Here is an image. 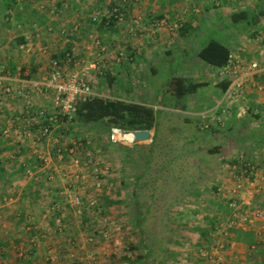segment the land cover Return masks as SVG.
<instances>
[{
    "label": "crops",
    "instance_id": "crops-1",
    "mask_svg": "<svg viewBox=\"0 0 264 264\" xmlns=\"http://www.w3.org/2000/svg\"><path fill=\"white\" fill-rule=\"evenodd\" d=\"M12 1L14 4L12 7H5L0 0V89L9 87L15 93L8 97L2 94V89L0 90V99L4 103V106L0 107V122L7 131L6 134H3L2 129L0 130V167L2 166L4 171L0 182L3 194L0 196L3 199L5 197L11 199L3 201L0 198V233H2L0 264H56L54 262L76 264L74 259L84 264H91L90 261H97L101 257V254H98L100 253L99 249L98 252L87 253L83 249L82 252L79 251L82 254L81 257L71 258V254H68L69 246L72 244H70L72 227L68 226L70 230L67 227L69 222L71 223L72 215V206L69 202L71 194L66 192V188L62 189L55 184L56 176L58 177L56 169L61 168L62 165L55 163L42 168L37 159L39 154L46 152L54 160L57 155L55 151L61 150V148L56 145V150L44 146L38 148L37 142L44 144V140L36 142L32 138L22 135L23 131L34 129L32 125L36 112H50L52 104L50 92L28 91V83L45 76L49 70V61L55 56L62 57L70 49H73L77 63L71 65V70L80 71L94 64V67L89 69L86 79L93 92L100 97L132 101L133 99H121L115 96L116 91L113 85L118 86L124 79L128 77L131 79L132 75L142 76L147 72L148 77L149 74H156L161 64L164 66L163 68L169 67V71H167L169 77L180 76L185 81L204 83L205 85L193 93L181 96H178L170 86L167 87L168 80L165 83L166 86L160 89L162 93H168L166 101L169 106L179 107L180 109H176V111L186 116H198L209 112L215 116L217 111L214 109L220 104L223 108L226 106L230 108L228 109L229 114L222 117L221 126L217 124L218 121L213 122L217 127L226 129L227 134L233 140V131L240 135L244 149L239 152L230 149L229 153L220 157V165L224 167L221 169V173L218 169H210L212 175L218 179L209 188H216V191L214 189L213 195L205 194L203 198L215 199L217 196L219 199L216 200H220L218 203L234 200L239 208L237 213L263 209H251V204L256 198L264 196V190L256 191L255 189L253 192L247 191V189L252 185L258 188H261L260 185L264 187V15L260 16L257 25L249 27L242 25L238 27L230 20L232 12L242 11L247 7L254 8L256 4H259L258 0H126L119 9L121 18L112 21L110 25L104 24V18L110 17L113 5L122 0ZM94 17L95 21L92 19ZM159 21H164V24L159 25ZM174 24H181V27L178 30H170ZM75 25L78 26L77 32L71 31ZM202 30H206L210 35L201 39L203 44H199L200 46L193 49L192 46L197 44V39L201 35L204 36L205 32ZM212 37L221 40L230 49L231 62L226 67L229 68L228 70L209 65L197 56L199 49ZM95 40L100 42V47L106 49V53L102 52L99 46L94 45ZM44 48L47 49L45 52ZM108 51L111 52V59L107 54ZM190 51H192L191 54L188 53ZM117 53L122 54L121 58L119 60L115 58L116 61L112 60L117 56ZM233 64L236 65L235 71H231ZM101 80L107 82L103 83L104 87ZM224 81H230V83L222 93L221 87ZM235 84H240V86ZM111 87L112 96L104 94V92L110 93ZM16 91L25 92L27 97L24 99V97L17 96ZM229 91H231L230 95H227ZM40 95L43 97L42 101L39 100ZM26 99L31 102V106L28 108L25 105ZM147 100V103L135 102L153 106L149 103L152 99L147 96ZM158 100L161 101V97ZM213 115L211 116L213 117ZM23 118L25 119L24 123L21 121ZM185 121H189V119L185 117ZM236 123L239 124V132L232 129ZM209 129H211L209 134L212 135L215 131L212 128ZM152 136L153 130L147 145L151 143ZM26 141L29 145L25 144ZM205 151L215 154L222 152L218 146L205 149ZM236 157H238L237 161ZM232 162H238L240 169L236 170ZM201 167L209 170L206 163L201 162ZM250 167L254 169V174L250 177L253 184L249 183L243 175V171ZM27 168L38 173L39 178L36 183L22 180V174ZM231 169L235 170V173L241 174L244 184L230 183L229 187H234L231 191L235 193V187H237L238 193H231L227 196L224 195L225 187L221 186L220 181L221 176H225L224 171ZM49 173L53 176L51 180L48 178ZM256 176L257 178H255ZM68 179L70 180V178ZM221 187L222 189H220ZM241 190L245 192L243 193L245 195L239 198ZM157 193L156 188L152 192L149 190L148 201L159 202V200L153 201L149 196ZM164 193L168 195L169 190H164ZM198 196H202V193L196 192V198ZM122 197L128 200L125 193H122ZM196 198L191 196L184 200L193 201ZM243 198L246 200H242ZM98 200L100 199L97 197L95 203L91 202V206H95ZM83 201L82 199L81 203ZM4 202L17 204L11 208ZM205 203L208 205L207 200ZM80 209L79 207L78 210ZM60 211L61 214H59ZM81 212L83 213V210ZM46 215L49 223L42 220ZM206 215L204 213L201 215L202 220H198L197 233L199 227H202V225L199 226V222L203 224ZM214 215L217 216V214ZM184 216L188 215L184 214ZM198 216V214H194L193 218H198ZM230 216L222 214L218 216L219 221H226ZM260 223L240 229L254 232L256 246L237 245L235 242L232 244L230 237L226 238L227 243L222 244L223 249L219 250L221 252L217 257L220 264H230L228 261L234 260L232 257L238 259L236 254L238 250L241 252L239 258L244 261L241 262L242 264H264V257L257 255L259 250L264 252V236L260 238L256 236V232H261L260 227L264 229V221ZM61 224L70 241L68 239L53 240L54 232L63 233ZM32 225H38L40 228L42 227V230L45 229L48 241L52 238L55 247L52 248L50 243L41 247L38 240L36 245H30L29 236L34 233L28 231L27 227ZM49 226L53 227L51 233H49ZM203 226L205 227V224ZM215 226L219 230V226ZM99 231L97 230V232ZM22 233L24 235H21ZM38 233L41 232L38 231ZM14 234L22 236V240L17 243L23 242L25 243L23 246H26L27 257L21 263L14 255V249L18 247L9 240L10 238L8 239V236ZM215 235L212 233L211 236L215 238L210 237L213 242L217 237H221V234L220 236ZM205 244L209 245L210 243H201L199 239L192 241V245L195 247L193 255L196 258L204 260L200 253ZM243 252H246V255L242 254ZM50 253H53L54 256H49L50 260L47 263L42 262V259ZM248 253L251 254L248 255ZM31 255L34 256L29 260ZM123 255V253L118 255L112 252L109 255V264H120L122 262L120 258ZM102 257L105 258V256ZM53 258H56L54 262ZM94 263L97 264V262ZM122 263L130 264L131 262ZM238 264L240 263L238 262Z\"/></svg>",
    "mask_w": 264,
    "mask_h": 264
},
{
    "label": "rangeland",
    "instance_id": "rangeland-1",
    "mask_svg": "<svg viewBox=\"0 0 264 264\" xmlns=\"http://www.w3.org/2000/svg\"><path fill=\"white\" fill-rule=\"evenodd\" d=\"M202 31L205 32L203 34L204 36L201 35V37L197 39L198 42L196 45L192 46L193 49L202 45L203 40L201 39L210 35L206 30ZM104 52L106 53V49ZM191 52L192 51L188 53L191 54ZM107 54L111 59V52L109 53L108 51ZM113 58L114 59L112 60L116 61L115 58L117 59V57L115 56ZM163 67L164 66L161 64V66L158 67L156 74H149L148 77L147 72L142 76L132 75V80L128 77L118 86L115 87V85H113V88L116 91L115 96L121 99H133V101L147 103V96L150 97L152 101L149 103L153 105L151 107L155 111V137L153 145H147L150 140L149 138L146 141L135 142L136 144L134 143L123 146L128 148L133 146L131 148L132 151L130 150L131 153L129 154L131 158H134V161H129L130 163L126 164L125 169H123L124 164L121 163V159H123L122 154H120V151H123V148L121 147L122 145L112 144L115 148L111 149L108 145V135L106 132L93 130L86 132L81 128H73L72 130L76 135L82 134V136L86 138V145L88 146L84 148L85 151L80 154L75 149L74 155L70 154V156H65L61 161L55 156L54 160L52 159L49 161L50 165L57 164V162H60L58 164L62 165L61 168L58 167L56 169L58 177L56 176L57 180L55 184L62 189L66 188L67 193L69 192L73 196H79L80 201L83 199V202L87 203L88 207H92L91 202L93 201V203H95L97 197L101 200L103 194H107V192L110 193L113 189L119 187L123 180L124 184H130L128 190L124 192L128 198L127 203L130 205L129 207H132L131 195L133 191L137 193L141 204H143L142 208L144 213H146L138 214V216L135 217L142 218L140 229H138L137 225H134L136 223L135 219H133L134 214H129V208L126 206H123L122 208H108L104 215L86 214L88 219L94 221L95 225H93L96 231L100 230L94 234L93 229L87 230L80 225L82 218L84 217V214L81 212L83 205L82 207L80 206V210L72 206L71 223L69 222L67 227L71 226L72 229L76 230L77 234L70 235L71 241L69 240L67 232L65 233L63 231L61 234L54 232L52 234L53 240L57 239V241H61L68 239L70 244L72 243L71 246H69L68 252V254H71V258L77 256L81 257L82 254L80 252H82L81 250L83 249L86 250V253L98 252L99 249L100 253L98 254H101V257L94 262H97V264H109V255L112 252L120 255L123 253V250L128 249L130 245L139 246V240L144 239L148 242L151 253L148 260L147 257L145 258L146 264L147 262L148 264H209L206 262V259H198L193 255L195 253V247L192 245V241L199 239L196 227L198 226V220H202L201 215L205 213L204 210L201 209V204H205L207 199L197 197V200H185H187V197L191 198V196L196 198V192H202V196H205V194L213 195V189L209 187L214 184L218 178L212 175L210 169H218L220 170L219 173H221V169H224V167L223 165H220V157L229 153L230 149H235L237 152L242 151L241 149H244L242 148L243 142L240 135L235 134V131L232 133V136H234L233 140L232 137H229L227 134L226 129L217 127V125L210 119L205 121L200 115L186 116L185 114L176 111V109H180L179 107L169 106L168 101H166L167 98H164V93L160 90L161 87L166 86L165 83L169 79L167 72L169 71V67ZM101 83L103 86V83L107 82L106 80H101ZM111 89L112 87L109 89L110 93L104 92V94L112 96ZM159 97H161V101L158 100ZM39 100L42 101L43 97H39ZM228 109L230 108L228 107ZM185 117L188 118L189 121H185ZM207 125H209V127L207 129L204 128ZM209 128H212L215 131L212 135L209 134L211 133V129ZM56 129H58L57 125L54 127L53 131L55 132ZM232 129L238 130L239 132V124H234ZM202 135L203 137H201ZM54 136L57 137V142L50 141L43 144L42 142L36 141L38 145L37 147L43 148L44 146L45 148H51L54 146V143L57 147L61 144L63 147L67 146V144H69V146L76 144L74 147H78L79 137L68 139L65 135H62L59 132H55ZM25 144L29 145L27 141ZM56 146L54 148H56ZM216 146H218L223 153L220 152L215 154L205 151V149H211ZM132 152L140 153L134 154ZM41 154L45 155L46 152ZM76 158L79 161L78 165L73 162ZM237 160L238 157H236V161ZM201 162L206 163L209 166V170L202 169ZM146 165L147 173L142 177L140 176V173L143 170V166L145 168ZM234 168H236V170L240 169V164L237 162V164L234 165ZM235 172L236 171L232 169L225 170V176H221L220 183L222 187H225L223 190L224 194L227 196L231 193H238L237 187H235V193L231 191L234 187H229V185H231L230 183L234 182V185L244 184L242 182L243 178L241 177V174ZM75 175L78 176L76 181L73 180L74 178L72 180L68 179ZM138 177H140L138 185L141 187L134 185L135 179ZM22 180L24 181L23 178ZM97 184H99V187ZM260 186L261 188L252 185L251 188L248 187L247 191L255 192V189L256 191L260 189L264 190V187H262V185ZM222 187L220 189H222ZM154 188H156L158 193L149 196L153 201L159 200V202L148 201L147 193L149 190L152 192ZM62 189L61 191H63ZM164 190H169V194L166 195ZM242 190H245V188H242ZM242 190L239 198H242L243 195H245L243 194L245 192ZM0 191V195L3 194V189L0 188ZM0 198L3 197L0 196ZM242 200L245 201L246 199L243 198ZM258 202L264 203V196L259 197ZM17 203L4 202V204L11 208ZM193 203L197 204L199 208L201 207V210L197 213L199 216L195 219L190 216H184V214L188 215L186 212L191 211V208H193L191 204ZM207 207H210V205H207ZM220 215L222 214H217V216ZM29 220L31 221V218ZM42 220L49 223L47 215ZM203 224L202 222H199V226H203ZM51 226H49V233H51V228H53ZM141 229L142 232H140ZM1 234L2 233H0V238ZM21 235L24 234L22 233ZM225 236L226 235L221 234V237H217L215 242L211 241L209 245L212 244L213 246L209 247H212L211 249L218 248L220 244L225 242ZM21 238L22 236L19 237L15 234L13 236H8V239L14 242L18 248L19 245H22L20 247L26 250V246H23L25 243H17L19 240H22ZM52 238L48 241V235L46 234L45 237L40 238L38 242L41 247H45L47 243H50L52 244L51 247L54 248L55 246L53 245ZM199 242H201L200 239ZM138 249L140 250L132 251L130 253V258L134 259L136 255H143L144 252L141 247H138ZM16 250L17 249H14L15 257H17ZM238 251H236L238 259L232 257L235 261H228V263L238 264L239 262L242 264L241 262H244L239 258L241 257V252ZM242 254L246 255V252H243ZM49 256L52 257L54 255L53 253H50L46 258H50ZM102 256H105V258ZM55 260L56 258H53V262ZM90 260L92 259L90 258ZM19 262L21 263L22 261ZM42 262L47 263L45 259H42ZM94 262L90 261L91 264H96ZM54 263L57 264V262ZM120 264L125 263L121 262ZM130 264L140 263L133 261Z\"/></svg>",
    "mask_w": 264,
    "mask_h": 264
},
{
    "label": "trees",
    "instance_id": "trees-1",
    "mask_svg": "<svg viewBox=\"0 0 264 264\" xmlns=\"http://www.w3.org/2000/svg\"><path fill=\"white\" fill-rule=\"evenodd\" d=\"M259 4H256L254 8L247 7L246 9L242 11H235L232 12L230 15V20L231 23L234 25H237L240 27L242 25L243 27H249V26H254L257 25L260 16L264 15V0H258ZM3 4L5 7H12L13 1L12 0H2ZM114 6V5H113ZM120 14V10L118 12ZM115 14L112 12V15L110 17L104 18V24L110 25L112 21L116 20L119 17H114ZM93 19V18H92ZM18 45V43H17ZM197 56L200 60L203 62L212 65L217 68H226L228 63L230 61V49L229 47L224 44L221 40H218L214 37L210 38L198 51ZM56 57V56H55ZM53 57L52 59H54ZM58 58V57H56ZM227 69V68H226ZM229 69V68H228ZM230 81H224L222 82V87H221V92L223 93ZM109 84H111V81H109ZM167 86L171 87L174 89V91L177 93L178 96L188 94V93H193L195 90H197L199 87L202 85H205L204 83H193L191 81H185L183 78L180 76H173L169 77L168 82L166 83ZM168 93H164L163 96L164 98H167ZM46 124L47 122H43ZM55 125L58 126V129L55 130V132H59L62 135H65L68 139L70 138H77L79 137V143L80 146L75 148L77 151L82 154L88 145H86L87 140L85 137L81 135H76L73 132V128H81L83 131L89 132V131H98V132H106L107 134L109 133L110 129L112 127L119 128L125 132H133V131H140V130H147L151 131L154 130L155 128V111L151 106H147L146 104H141L137 103L135 101H129V100H117V99H108L104 97H91L87 98L83 101H79L76 106H75V111L72 115V118L70 122H67L65 124L64 118H59ZM55 132L53 131V135H55ZM153 137L150 145L152 146L154 143V137H155V130L153 131ZM136 144V143H135ZM109 147L111 149L115 148L113 147L109 141H108ZM68 147L69 144H67ZM67 146H64L61 144L60 147L61 151L63 154L66 155V152L64 149L68 148ZM123 151H120V154H122L123 159H121V163L124 164L123 169H125V166L127 163L133 162L134 158L130 157L131 153V148L128 147H123ZM64 148V149H63ZM216 150L218 148H215ZM131 150V151H130ZM134 153V152H132ZM135 153H140V152H135ZM134 153V154H135ZM130 161V162H129ZM237 162H232V165H236ZM142 166V165H141ZM247 173L250 170H246ZM3 168L2 166L0 167V181L2 179L3 175ZM147 173V165L140 173V176H144ZM139 179H135V184H139ZM121 185L119 187H116L112 192L108 194H103L101 200H98L93 207H87V203H81V207L83 210L84 217L82 218V222L80 225L84 229H89V230H94V232H97L96 229L94 228V221L88 219L86 217V214H99V215H104L106 214V210L108 208L112 207H123L126 206L129 208V214H134L133 219H135L136 223L133 224L137 225L138 229L141 228L142 221L141 217L140 218H135L138 216V214H146L144 213V210L142 208L143 204H141L140 199L138 198L137 193L132 191V207L130 208L129 204L127 203V199L122 197V193L128 190L129 185L124 184L123 180L120 183ZM141 187L140 185H138ZM215 189V190H214ZM213 190L216 191V188ZM218 192V191H217ZM202 193V192H200ZM217 194V193H216ZM199 198H203L204 196H198ZM216 198H210L208 200V205L210 207H207L206 203L201 204L205 212V227H199L198 231V238L201 240V242H206L207 244L211 243L212 239L215 238L212 237V233H215L216 235L220 236L219 230L216 228L215 225H218L217 221L219 222V217L214 215V214H223L224 216L231 215L232 209L229 206V203L231 200L227 201L226 203L220 202V200H216ZM219 199V198H218ZM197 200V198L195 199ZM259 198H256L253 203L251 204V209L254 208H264V203L258 202ZM193 208H191L190 212L188 213V216L193 217L194 214H197L200 211V208L197 204H191ZM205 205V206H204ZM211 208V209H210ZM147 210V208H146ZM61 214V211L59 212ZM137 214V215H136ZM217 220V221H216ZM64 223V222H62ZM92 223V224H91ZM94 224V225H93ZM203 224V225H204ZM62 228V227H61ZM64 231V227L62 228ZM142 232V229L141 231ZM77 233L74 229H71V234ZM215 235V236H216ZM230 239L235 242L237 245L243 244L246 246H256V240H255V235L252 230H247V231H242L240 229H232L230 231ZM138 247H141L143 250V255H136L134 259L130 258L131 257V252L132 251H138ZM34 253V252H33ZM123 256H121L120 261L122 262H132V261H137L140 264H146L145 258L151 256L150 253V247L148 246V242L144 239L139 240V246H129L128 249L123 250ZM251 253H248L250 255ZM257 255L259 257H264V252L263 250H259L257 252ZM34 255H31L29 257V260L33 257ZM250 258V257H248ZM74 262L76 264H84L76 259H74ZM29 263V261H28ZM148 264V262H147Z\"/></svg>",
    "mask_w": 264,
    "mask_h": 264
},
{
    "label": "built area",
    "instance_id": "built-area-1",
    "mask_svg": "<svg viewBox=\"0 0 264 264\" xmlns=\"http://www.w3.org/2000/svg\"><path fill=\"white\" fill-rule=\"evenodd\" d=\"M126 0L119 1L115 3V5L112 8V12L115 14V17H120V14H118L120 7ZM96 17V16H95ZM93 18V21L96 20V18ZM164 21H159V25H163ZM181 27V24H174L170 27V30H178ZM71 31L77 32L78 31V26L75 25L72 27ZM94 44L96 46L100 47V42L98 40L94 41ZM47 49L44 48L43 51L45 52ZM100 50L104 52V48L100 47ZM122 54H117V59L119 60L121 58ZM75 61V56L73 53V49H70L67 51L62 57L54 58L49 61V70L48 73L40 78L37 81H33L31 83H28V91H34L38 93L42 92H50L51 93V109L50 112H43L39 111L36 112V116L33 118V130H28V131H23V136L30 137L36 141L38 140H44L45 142H57L58 139L53 135V130L54 127L56 126L55 123L59 118H64L65 124L67 122H70L72 115L75 111V106L79 101H83L87 98L91 97H97L89 83L87 82V77H88V72L89 69L94 67V64L88 66L87 68H83L80 71H74L71 70L70 67L71 65H76ZM236 65H231V71H235ZM228 70V69H227ZM227 73V72H225ZM236 86H240V84H235ZM14 90H12L9 87H5L2 89V94L5 96L11 97L15 95L13 93ZM231 91L227 93V95H230ZM17 96L24 97V99L27 97V94L22 91H16ZM25 105L26 107L31 106L30 100H25ZM4 103L0 99V107H3ZM214 110L217 111V114L214 116L212 113H202L200 116L204 118L206 121L207 119H210L211 121H218L217 124H222L224 116H227L229 114L228 107L226 106L223 108V106L220 104V106H217ZM213 115V117L211 116ZM222 118V119H221ZM24 118L22 123H24ZM47 122L44 124L43 122ZM221 126V125H220ZM209 125L205 126L204 128H208ZM2 129L3 134H6L7 131L3 128L1 122H0V130ZM19 130V128H18ZM133 132H125L119 128L112 127L109 131L108 135V141L111 144L115 145H122V146H127L134 144L135 141L133 138ZM52 148L55 147V143L53 144ZM65 148L64 151L66 152V156H70L75 154V148L76 146ZM78 147L80 146V143L77 145ZM56 150V148H55ZM77 150V149H76ZM56 157L58 158L59 161L61 159H64L65 155L61 152V150L57 149L56 151ZM37 159L39 160V166L44 168L46 165H49V161L52 160L51 156H48L47 154H39L37 156ZM74 164L78 165L79 161L76 158L74 161ZM60 163V162H57ZM248 170L249 173H247L246 170L243 171V175L247 179V181H250V177L253 176L254 174V169L250 167ZM23 179L32 181L36 183L38 180L39 176L36 171L30 170V169H25V171L22 174ZM52 174L49 173V180L52 179ZM74 178V179H73ZM78 178L77 175L71 176V180L73 179L76 181ZM257 178V176L255 177ZM99 187V184H97ZM225 195V194H224ZM3 199V198H2ZM235 199V198H234ZM10 198L5 197L3 201H10ZM69 202L71 206H74L76 208H79L81 206V201L78 196H69ZM229 206L232 209L231 216L226 220V221H219L218 226H219V232L220 234L226 235L225 236V242L222 244H226V238L230 237V231L232 229H241L243 227H250L253 225H256L257 223L261 224L260 222L264 221V209H254L251 211H246L243 213H237L238 209V204L234 201L231 200L229 203ZM62 227V226H61ZM28 231L33 232L31 236H29V244L34 246L36 245V241L39 240L40 238H44L46 235L45 229L42 230L38 225H32L27 227ZM60 228V226H59ZM259 228V227H258ZM261 228V232L258 231L256 232L257 237H263L264 236V229L263 227ZM40 231L41 233H38ZM44 232V233H43ZM231 240V239H230ZM232 241V240H231ZM220 244L218 248L211 249L212 247H209L210 245H204L200 256L203 259H206L209 264H220V261L218 260L219 256V251L220 249H223V245ZM233 244V241H232ZM214 250V252H213ZM16 258L19 261H23L27 257V251L24 250L22 247L17 248L16 250ZM46 261L50 260V258H44Z\"/></svg>",
    "mask_w": 264,
    "mask_h": 264
},
{
    "label": "water",
    "instance_id": "water-1",
    "mask_svg": "<svg viewBox=\"0 0 264 264\" xmlns=\"http://www.w3.org/2000/svg\"><path fill=\"white\" fill-rule=\"evenodd\" d=\"M133 138L137 142L146 141L150 137V131L147 130H140V131H133Z\"/></svg>",
    "mask_w": 264,
    "mask_h": 264
}]
</instances>
